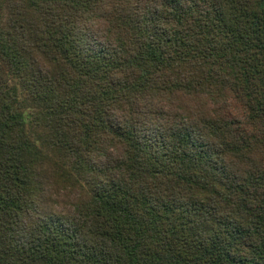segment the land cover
<instances>
[{"label": "trees", "instance_id": "trees-1", "mask_svg": "<svg viewBox=\"0 0 264 264\" xmlns=\"http://www.w3.org/2000/svg\"><path fill=\"white\" fill-rule=\"evenodd\" d=\"M0 264H264V0H0Z\"/></svg>", "mask_w": 264, "mask_h": 264}, {"label": "rangeland", "instance_id": "rangeland-1", "mask_svg": "<svg viewBox=\"0 0 264 264\" xmlns=\"http://www.w3.org/2000/svg\"><path fill=\"white\" fill-rule=\"evenodd\" d=\"M54 198L50 210L63 214L73 207L77 199V193L75 191L60 190L54 195Z\"/></svg>", "mask_w": 264, "mask_h": 264}]
</instances>
